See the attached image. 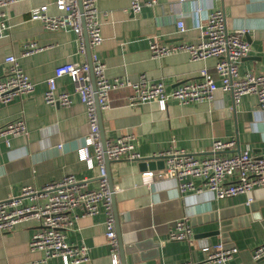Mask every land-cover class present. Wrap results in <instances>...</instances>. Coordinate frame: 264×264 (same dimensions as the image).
Here are the masks:
<instances>
[{"label": "crops", "instance_id": "obj_1", "mask_svg": "<svg viewBox=\"0 0 264 264\" xmlns=\"http://www.w3.org/2000/svg\"><path fill=\"white\" fill-rule=\"evenodd\" d=\"M54 1L20 0L7 8L10 28L0 37V79L8 68L5 57L13 54L36 88L33 93L0 104V129L18 118L24 119L28 129V135L12 137L10 146L0 140V200L19 196L26 184L41 189L68 175L87 188L99 186L95 159L90 166L78 153L86 146L89 133L85 104L78 95L68 107L49 105L44 100L46 79L57 66L70 61L88 62L87 51H79L74 31H49L30 18L29 10L42 4L55 13ZM131 1L97 0L103 34L97 53L111 80L128 78L137 82L144 75L147 83L163 82L171 91L182 82L200 80L204 68L213 72L214 58L193 61L187 52L153 58L150 41L198 43L210 13L217 8L224 11L229 28L247 30L244 37L251 51L241 60L240 73L264 72V0H156L153 5H144L140 13L130 10ZM180 16L184 32L177 27ZM30 42H36L40 49L26 54L25 46ZM57 83L59 90L74 92L68 76ZM130 95L127 88L112 91L110 107L101 109V121L106 140L133 133L140 158L170 149L208 157L213 155L215 139L236 141L221 155H233L249 146L255 156H264V110L254 95H244L234 104L230 92L218 89L211 101L181 105L169 100L165 110L157 102L131 104ZM89 151L93 154V147ZM164 168L155 165L141 169L139 160L110 163L122 242L125 247L137 246L136 253L141 256L136 263L135 254L127 252L128 264H215L204 259L202 248L220 241L239 249L229 264H264V256L253 258V250L264 244V186L223 199L206 189L181 193L178 180L165 175ZM77 215L73 228L67 231V240L89 246V260L81 264H111L105 213L89 216L78 210ZM185 217L193 237L170 240L171 226ZM38 228L31 220L11 232H0V264H35L42 259L44 253L29 246ZM214 230L220 233L205 234ZM48 264L64 263L52 258Z\"/></svg>", "mask_w": 264, "mask_h": 264}, {"label": "built area", "instance_id": "obj_2", "mask_svg": "<svg viewBox=\"0 0 264 264\" xmlns=\"http://www.w3.org/2000/svg\"><path fill=\"white\" fill-rule=\"evenodd\" d=\"M19 1L0 0V37L10 28L7 23V8ZM154 3L156 0L146 2L132 0L130 10L133 13H140L144 5ZM54 9L55 13L51 14L47 4L34 6L29 10V16L32 20L40 21L46 30L74 31L79 39V51L82 53L86 52L83 38L86 29L101 109L110 107L112 91L127 88L131 90L129 97L131 104L157 102L163 110L167 108L169 100H176L181 105L211 101L218 89L230 92L234 104H238L244 95H254L259 107L264 110V72L247 70L244 74L240 73V62L251 51V46L244 37L247 30L229 28L224 11L220 8L210 13L198 43L161 44L156 40L150 41L153 58L187 52L193 61L209 58L216 60L213 72L204 68L200 80L182 82L171 91H167L163 82L147 83L144 75L137 82H132L128 78L111 80L107 76L106 65L97 53L103 43L97 0H82V11L79 0H55ZM177 27L179 32L186 30L181 16L177 21ZM39 49L36 42H30L25 46V53ZM4 60L8 68L4 78L0 79V104H6L18 95L33 93L36 88V83L20 66L15 55L8 54ZM64 76L73 81L74 92L59 90L57 81ZM45 83L44 100L47 104L68 107L73 103L74 95H78L85 104L89 133L86 146L80 148L78 153L80 160L90 166L94 165L95 159L99 169V186L87 188L73 175L48 183L41 189L26 184L21 188L19 196L0 200V232H11L19 224L34 220L39 228L33 234L29 246L32 251L44 253V257L35 264H48L52 258H60L64 264H81L89 260L90 248L83 242L80 244L68 242L67 231L73 228L78 210H83L84 214L89 216L103 211L106 216V237L110 247L111 264H121L105 153L110 160L140 159L135 147L136 137L133 133H127L115 140H106V150L103 149L90 66L87 61H70L57 66ZM18 135H28L23 118L8 122L0 129V140L7 146H10L11 138ZM235 144V139H215L213 155L208 157H198L179 149L160 152L156 156L164 158L163 172L178 180L181 193L206 189L213 192L216 198L223 199L264 186V156H255L249 146L233 155H221L222 151L232 149ZM90 146L93 147V154L89 151ZM145 174L152 175L153 172ZM24 199H29L30 203H23ZM193 235V229L185 217L173 223L168 238L187 241ZM202 251L205 254L204 259L210 263L229 264L239 249L220 241L204 246ZM263 256L264 244L253 250L254 259Z\"/></svg>", "mask_w": 264, "mask_h": 264}, {"label": "water", "instance_id": "obj_3", "mask_svg": "<svg viewBox=\"0 0 264 264\" xmlns=\"http://www.w3.org/2000/svg\"><path fill=\"white\" fill-rule=\"evenodd\" d=\"M79 6L80 9L82 11V0H79ZM84 36L86 38V51L88 54V63L90 66V75H91V82H92V87H93V91H94V95H95V102H96V107H97V114L99 116V128H100V135H101V140H102V144H103V149L106 150V138H105V133H104V129H103V125H102V121H101V108L99 106L98 103V98H97V87H96V82H95V76L93 73V63H92V52H91V48L89 45V40H88V35L86 32V29L84 30ZM139 160V167L141 169H145L146 167H150V168H154L155 165H159L160 167H165V160L164 158L160 157V156H153V157H147V158H140L137 159ZM112 160H110L107 156V154L105 153V163H106V167H107V178L109 181V187L111 190V197H112V206H113V211H114V216H115V223H116V233H117V238H118V243H119V249H120V260H121V264H128L127 259H126V254L127 252L129 253H133L135 254V262L139 263L141 261V256L136 253L138 248L137 246H127L125 247L123 242H122V238H121V231L119 228V215H118V211H117V205H116V198H115V187H114V183L111 177V173H110V163ZM220 233L219 230H214V231H210L205 233L206 235H218Z\"/></svg>", "mask_w": 264, "mask_h": 264}]
</instances>
